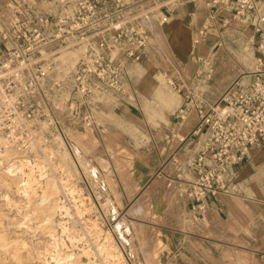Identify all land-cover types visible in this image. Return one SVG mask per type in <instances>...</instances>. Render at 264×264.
Here are the masks:
<instances>
[{"label":"rangeland","instance_id":"1","mask_svg":"<svg viewBox=\"0 0 264 264\" xmlns=\"http://www.w3.org/2000/svg\"><path fill=\"white\" fill-rule=\"evenodd\" d=\"M35 1L48 14L57 12L61 2ZM206 3L204 0L202 8H207ZM8 4V0H0L2 19L7 17ZM159 16L157 13L153 17L152 34L160 30ZM200 19L193 25L194 30L204 20ZM192 20L188 16L175 22L180 25L179 33ZM148 25L144 23L146 29ZM177 26L170 25L165 32ZM220 33L223 37L220 51L218 47L205 60L198 55V68L188 72L184 66L191 61L193 52L189 38L173 35L155 46L150 41L147 59L128 66L125 94L113 93L107 95L110 99L91 103V127L98 140L97 151L104 155L108 166L91 150L80 151L79 155L75 149L71 134L91 128L69 129L68 140L53 129V136L43 142L42 151L38 149L33 154L18 150L0 152V235H6L7 239V246L0 250L6 264H238L236 258L225 254L230 249L235 254L248 253L253 257L249 264L254 261L263 264L258 255L245 249L242 241L227 245L204 238L200 221L185 200L187 186L180 187L176 178L185 177L187 160L179 153L173 155L183 142L172 139L175 129L194 111L189 134L200 120L198 106L207 103L208 110L218 104L221 95L233 84L231 79L219 85L218 69L230 64L231 74L234 75L235 69L240 76L238 81L257 65L255 48L250 40L243 39L242 31L229 25ZM205 49L203 53L207 56L209 49ZM76 61V54L66 52L57 65L55 77L69 84ZM159 64L160 71L156 70ZM162 73L166 75L164 85ZM118 98L134 105L130 107L135 117L115 110ZM146 101L149 102L144 106ZM103 127L119 134L111 141L114 146L109 147L110 142L102 137ZM33 131L42 138L46 128L39 121ZM33 167L35 171L42 168L46 172L29 196L24 189L18 191L17 185L26 184V177L18 176L17 183L2 178L1 173L9 177L10 170L16 168L29 174ZM162 179L168 185L174 183V199L159 185ZM49 180L56 186L53 192L47 189ZM133 188L138 192L130 198ZM144 192L148 196L147 206L155 209L153 216L129 212ZM136 224L154 229L157 239L151 253L136 236ZM63 226L66 233L62 232ZM15 252L20 262L13 258Z\"/></svg>","mask_w":264,"mask_h":264},{"label":"built area","instance_id":"2","mask_svg":"<svg viewBox=\"0 0 264 264\" xmlns=\"http://www.w3.org/2000/svg\"><path fill=\"white\" fill-rule=\"evenodd\" d=\"M8 1L7 17H0V152L33 154L42 151L53 129L68 140L69 129L91 128V103L125 94L127 62L141 61L154 35V15L166 24L163 9L191 0H61L52 14L35 0ZM210 4L232 12L223 18V28L232 23L252 27L262 53L249 84L238 80L218 104L208 110L198 106V125L211 139L189 188L195 203L228 193L232 167L264 143V0ZM66 52L77 55L69 84L55 77ZM39 121L46 128L42 138L33 131Z\"/></svg>","mask_w":264,"mask_h":264},{"label":"crops","instance_id":"3","mask_svg":"<svg viewBox=\"0 0 264 264\" xmlns=\"http://www.w3.org/2000/svg\"><path fill=\"white\" fill-rule=\"evenodd\" d=\"M206 1L207 8L202 9L198 8L197 0L179 3L173 7L163 9L161 16H167L169 21L161 25V31L155 33L153 38L158 37V34L170 25H178L179 29L178 32L175 31L177 32L175 35L182 37L190 23H188L184 31L179 33L180 25L175 24V22L199 13V15L201 14L199 19L204 18L201 21L202 25L200 24L196 30L192 27L190 32V38L193 36V39L199 38L201 40L202 50L199 53V59L205 60L209 58L210 54H213L218 47L220 51L221 47H223V37L220 33L223 29L221 22L223 18H230L232 12L224 9V5L213 7L210 4L211 0ZM231 25L237 30L242 31L243 39L251 41L255 48L254 56L257 57L254 63L257 61L258 64L262 52L259 49L257 41H253L255 30L242 23H232ZM149 47L150 44H148V47L143 52L141 61L147 59L146 56L148 54L146 55V53ZM205 48L209 49L207 56L203 53L206 51ZM133 62H127L123 77L124 88V80L128 75V66ZM254 68L247 71L248 75L255 70ZM233 73L234 77L232 82L234 83L240 76H237L235 69ZM250 81L251 79L248 76L242 79V82L245 84H249ZM111 95L113 94H109V96ZM148 95L150 94L148 93ZM109 96L104 98L110 99ZM187 98V100H190V97ZM148 102L146 101L144 106ZM204 104L207 106V103ZM130 106L134 105L127 99L118 98L115 101V110H119L121 114L126 113L128 116L135 117L134 110ZM210 139V133H207L205 128H201L196 124L173 154L176 155L179 153L180 156L186 157L187 160L183 172L185 177H176L180 187L187 186L185 200L188 202L191 213L200 221L201 230L204 233L202 236L204 238L227 245L232 243L231 241H242L245 249L258 255L264 264V260L261 258L264 255V143L261 146L253 147L244 162L232 167L228 193H222L217 197H210L205 199L203 203H195L189 198V188L195 181L197 175V161L206 145L210 142Z\"/></svg>","mask_w":264,"mask_h":264},{"label":"bare ground","instance_id":"4","mask_svg":"<svg viewBox=\"0 0 264 264\" xmlns=\"http://www.w3.org/2000/svg\"><path fill=\"white\" fill-rule=\"evenodd\" d=\"M203 4H204V0H200L198 2V8L202 9ZM202 15H203V13H202ZM200 16H201V14L199 15V13L195 14L194 16H192L193 21L188 25L187 30L184 31L183 37L184 38H189V41L192 43V46H193V52L190 55V60L191 61L189 60L190 62H186V65L184 66V70L186 72H188L190 70H193L194 68L196 69L199 66L198 60H196V59H198V55H199V53L202 50L201 49L202 48L201 40L199 38L193 39V36H192V38H190V36H191L190 32H191L192 27H193L192 24L196 23V25H197V21L199 20ZM159 29H160V27H159ZM178 29L179 28L177 26L174 29H171L170 32H168V31L165 32L166 29L164 28L163 31L160 34H158V37L152 38L150 40L151 41V45L155 46V45H160V44L164 43V40L167 39L168 37H172L173 35H175V33L178 32ZM153 30H155V29H153ZM160 31H161V29L158 32H160ZM175 31H177V32H175ZM198 33H200V32H198ZM163 63H164V65H167V62H163ZM159 67H160V64H159V66L157 65L156 70L160 71ZM219 69L216 72V75H219V77L221 79L220 82H219L220 83L219 85L222 86L226 82L231 81V79H233L234 76H233V74H231L230 64L227 65L224 68L221 67ZM163 75H164V77L161 78L162 85H164V82L166 81L165 80L166 79V77H165L166 75L165 74H163ZM171 85H174L173 81H171ZM194 117H195V112L194 111H191L188 115H186L185 118H184V121L182 122V125L175 129L172 139L183 141L185 139V137L188 135V133H187L188 131L187 130L191 126V124H192V122L194 120ZM100 132H101L102 137L104 138V140L110 142L108 146L109 147L114 146L115 143H113L111 141L115 138V136L119 137V134H116L115 132H113L108 127H103L102 131H100ZM71 138L73 139V141H75V149L77 150L79 155H81L80 151L89 152L91 150V152H93L96 155V157H98V159L101 162H103L104 164H106V166H108V164L106 162V159L104 158V155L97 151L98 140H97V138L94 135V131H93L92 127H91V129H87L83 133H77V132L72 133L71 134ZM16 170H18V171H16ZM45 172L46 171H44V169H42V168L39 169L38 171H35V168L33 167V168H31V171H30L29 174H27L25 170L23 171V168L22 169L16 168L14 170H10V172L8 173V174H10L9 177L5 173H1V174L3 176L2 178H5V180H9V181H11L13 183H17L16 179H17L18 176L26 177V180H27L26 184H24V185L23 184H21V185L17 184V185H18V191H21V190L24 189V193L29 196L30 195V193H29L30 191H35L36 190V189L33 188V186L35 185V183L41 177H43L45 175ZM159 185L163 186V189H166L170 193L171 197L174 199V192H173L174 183H171V184L168 185V183L165 182L162 179V181L160 182ZM54 187H56L54 182L52 183V180H49L48 183H47V189L48 190L52 189L51 192H53V190H54L53 188ZM137 192H138L137 188H133L131 193H130V196H131L130 198L135 197ZM146 193L147 192H144L143 194L139 195L138 198L135 200L132 208L129 211L131 214H133V213H142V214H146V216L147 215H151V216L154 215L153 210H155V209H153L151 206H147V204H148V196H147ZM0 222H1V220H0ZM134 230L136 232V236H138L140 238V240H142L141 242L143 243L144 247L151 253L152 249L155 247V242H156V239H157V236H156V233H155L154 229L148 227V225H145V224H143V226H138L136 224L134 226ZM62 232L66 233V228L64 226L62 227ZM4 236L6 237V235H3V236L0 235V248L7 246V239ZM106 244H107V241H106V243L103 245V247L101 249L102 252L105 251ZM3 254H4V252L0 250V264H6L4 262V260H3V258H2ZM225 254L228 257L231 256L234 259L236 258V263L238 262V264H249L250 262L252 263V261H253L252 260L253 257H250V255L248 253L235 254V252L230 249V250H227L225 252ZM13 258L20 262V260H19L20 256L16 252H15ZM254 264H257V261H254Z\"/></svg>","mask_w":264,"mask_h":264}]
</instances>
